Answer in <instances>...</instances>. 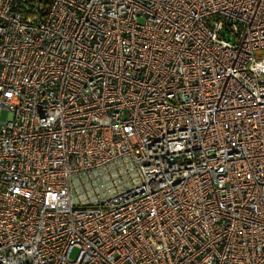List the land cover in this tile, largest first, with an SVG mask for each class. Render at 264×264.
Instances as JSON below:
<instances>
[{
	"label": "built area",
	"instance_id": "2783aa9c",
	"mask_svg": "<svg viewBox=\"0 0 264 264\" xmlns=\"http://www.w3.org/2000/svg\"><path fill=\"white\" fill-rule=\"evenodd\" d=\"M259 49L264 0H0V264H264Z\"/></svg>",
	"mask_w": 264,
	"mask_h": 264
},
{
	"label": "rangeland",
	"instance_id": "374dc122",
	"mask_svg": "<svg viewBox=\"0 0 264 264\" xmlns=\"http://www.w3.org/2000/svg\"><path fill=\"white\" fill-rule=\"evenodd\" d=\"M256 56H257L258 58H264V49H259V50H257V51H256ZM5 115H6L5 112H3V115H2L1 118H4ZM71 255H74V252H72Z\"/></svg>",
	"mask_w": 264,
	"mask_h": 264
}]
</instances>
